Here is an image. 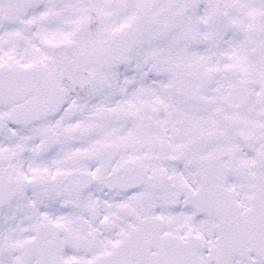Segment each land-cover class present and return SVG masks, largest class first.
<instances>
[{
    "label": "snow or ice",
    "instance_id": "6c2138e0",
    "mask_svg": "<svg viewBox=\"0 0 264 264\" xmlns=\"http://www.w3.org/2000/svg\"><path fill=\"white\" fill-rule=\"evenodd\" d=\"M0 264H264V0H0Z\"/></svg>",
    "mask_w": 264,
    "mask_h": 264
}]
</instances>
